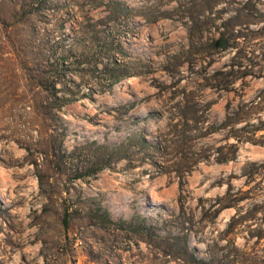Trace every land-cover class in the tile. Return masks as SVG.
<instances>
[{"label":"rangeland","instance_id":"1","mask_svg":"<svg viewBox=\"0 0 264 264\" xmlns=\"http://www.w3.org/2000/svg\"><path fill=\"white\" fill-rule=\"evenodd\" d=\"M0 264H264V0H0Z\"/></svg>","mask_w":264,"mask_h":264},{"label":"trees","instance_id":"2","mask_svg":"<svg viewBox=\"0 0 264 264\" xmlns=\"http://www.w3.org/2000/svg\"><path fill=\"white\" fill-rule=\"evenodd\" d=\"M217 42H218L219 46H222L223 48L226 47V44H225V42L223 41V39H219ZM99 208L102 209L101 206H99ZM104 213H105V215H106V217H107V219H108V222L111 223L112 225H119V224L125 222L124 220H121V221L115 220V219L112 218L111 215H110L107 211H105V210H104ZM70 221H71L70 213L66 211L63 222H64V226H65L67 229H68V227H69V223H70Z\"/></svg>","mask_w":264,"mask_h":264}]
</instances>
